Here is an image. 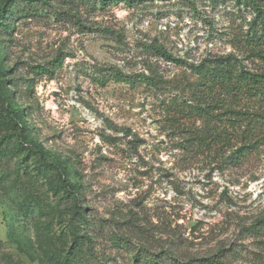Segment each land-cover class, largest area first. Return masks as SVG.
<instances>
[{"label":"rangeland","instance_id":"374dc122","mask_svg":"<svg viewBox=\"0 0 264 264\" xmlns=\"http://www.w3.org/2000/svg\"><path fill=\"white\" fill-rule=\"evenodd\" d=\"M192 1L10 3L0 94L23 117L4 123L0 100V264H60L73 242L82 264H264V146L237 167L191 159L163 122L168 89L113 77H186L153 46L229 53L231 8Z\"/></svg>","mask_w":264,"mask_h":264},{"label":"trees","instance_id":"16d2710c","mask_svg":"<svg viewBox=\"0 0 264 264\" xmlns=\"http://www.w3.org/2000/svg\"><path fill=\"white\" fill-rule=\"evenodd\" d=\"M9 0L0 7V29L7 31L5 23L13 15ZM34 3L36 0H24ZM92 3L94 0H87ZM101 6L126 2L128 5L142 0H95ZM195 3L192 0H186ZM201 1V0H199ZM207 1V0H203ZM213 6L230 9V29L220 38L231 51L224 54H208L200 62L189 64L174 59L162 47H152L153 55L166 62L185 67L186 77L174 84L154 75L125 76L113 74L118 82L134 84L143 80L157 90L168 89V98L161 101L163 122L170 137L179 138L180 149L191 159L212 157L220 168L243 164L264 146V0H208ZM152 70V68H148ZM6 71L0 68V77ZM7 96L0 94L3 102L1 118L4 123L18 126L23 110L9 108ZM36 153L42 151L39 142H32ZM68 192H79L77 184H69ZM83 216V215H81ZM252 233L264 238V222L255 225ZM58 258L60 264H82L84 252L81 244L73 242ZM206 264H220L215 258ZM191 264V263H181Z\"/></svg>","mask_w":264,"mask_h":264}]
</instances>
